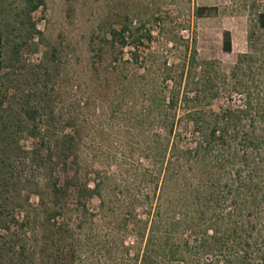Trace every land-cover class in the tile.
Returning a JSON list of instances; mask_svg holds the SVG:
<instances>
[{
	"label": "trees",
	"instance_id": "1",
	"mask_svg": "<svg viewBox=\"0 0 264 264\" xmlns=\"http://www.w3.org/2000/svg\"><path fill=\"white\" fill-rule=\"evenodd\" d=\"M5 2L0 0V264H79L83 244L70 225V208L85 221L89 202L97 197L104 209L105 194L117 183L96 171L91 187L80 129L68 120L70 133L64 127L58 132L51 105L56 49L27 69L25 55L44 42L33 16L46 0ZM215 11L198 8L196 14ZM257 14L264 31V11ZM144 28L134 33L124 24L111 32L120 58L128 47L137 48L126 65L142 60L138 69L147 75L131 76L120 66L116 70L126 77L114 83L123 96L141 99L138 118L153 130L151 165L140 173L141 183L154 191L147 219L137 222L142 247L134 255L127 248L116 264H264V49L257 30L229 73L217 60L199 59L194 42L184 61H165L152 76L138 51ZM223 49L233 50L229 31ZM22 79L30 91L15 97L11 86L21 88ZM26 138L35 141L33 149L21 144ZM37 173L49 178L48 197L36 189ZM32 194L40 199L37 207Z\"/></svg>",
	"mask_w": 264,
	"mask_h": 264
},
{
	"label": "rangeland",
	"instance_id": "2",
	"mask_svg": "<svg viewBox=\"0 0 264 264\" xmlns=\"http://www.w3.org/2000/svg\"><path fill=\"white\" fill-rule=\"evenodd\" d=\"M14 2L6 0L5 4ZM198 8L216 11L200 17L196 14ZM258 10L264 11V0H46V6L34 14L44 42L37 53L25 55L27 69L42 62L44 55L50 57L52 49H56L54 60L58 68L53 73L51 105L58 119V132L67 127L68 120L80 129L81 159L90 167L91 187L96 171L105 172L117 183V187L112 186L114 192L105 194L104 209L97 197L89 202L85 221L78 218L74 206L70 208V225L76 228L74 233L83 244L79 264H116L127 248L131 255L138 253L142 244L137 222L147 219L151 211L147 197L154 192L152 186L140 180L141 170L151 165L147 145L153 130L138 118L141 99L131 94L123 96L121 87L114 83L126 77L116 70L120 66L128 68L131 76L147 73L138 69L142 60L139 66L126 65L137 48L128 47L120 58L118 50L112 49L111 32L124 24L131 25L134 33L140 26L145 27L142 31L145 38L138 51L152 76L165 61L169 64L184 61L186 47L194 42L199 59L217 60L223 71L229 73L238 56L249 52L251 30H257L260 47L264 49V31L258 29L257 23ZM226 31L232 35L231 53L223 49ZM132 40L129 39L131 44ZM117 60L120 62L115 64ZM95 61L99 65L94 66ZM21 86L18 89L16 83L12 84L15 97L30 91L24 79ZM234 100L238 103L239 98ZM219 105L216 102L214 109L218 110ZM65 130L70 133L69 128ZM34 143L27 138L21 142L29 150ZM47 178L42 173L35 177L36 189L45 197H48ZM31 203L34 207L39 205L36 194H32ZM81 226L84 228L80 229Z\"/></svg>",
	"mask_w": 264,
	"mask_h": 264
}]
</instances>
